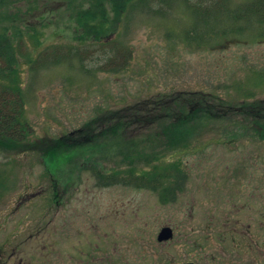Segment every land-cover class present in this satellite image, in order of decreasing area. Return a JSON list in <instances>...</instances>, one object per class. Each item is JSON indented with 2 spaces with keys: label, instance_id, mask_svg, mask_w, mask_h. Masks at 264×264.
Listing matches in <instances>:
<instances>
[{
  "label": "rangeland",
  "instance_id": "1",
  "mask_svg": "<svg viewBox=\"0 0 264 264\" xmlns=\"http://www.w3.org/2000/svg\"><path fill=\"white\" fill-rule=\"evenodd\" d=\"M18 1L0 0V9L23 30L19 37L9 32L15 59L0 43V72L9 74L6 68L17 61L10 78H18L21 94L13 86L2 93L10 83L0 76V108L10 117L23 100L30 138L67 135L106 109L165 94L202 92L234 106L264 99V26L206 15L207 1L134 5L115 33L96 37L84 34L76 21L82 0ZM8 24L0 19V37ZM4 131L17 134L0 117ZM187 139L138 163L146 171L182 165L187 179L175 201L163 203L149 183L99 186L87 162L106 157L92 151L66 150L50 158L0 152V207L11 205L26 185L46 189L53 176L70 180L52 235L58 254H87L89 242L103 239L91 254L158 257L146 258V264H264V141L241 116L214 122ZM120 159L113 152L103 160L105 168L114 171ZM165 225L174 230L166 243L157 240Z\"/></svg>",
  "mask_w": 264,
  "mask_h": 264
},
{
  "label": "trees",
  "instance_id": "2",
  "mask_svg": "<svg viewBox=\"0 0 264 264\" xmlns=\"http://www.w3.org/2000/svg\"><path fill=\"white\" fill-rule=\"evenodd\" d=\"M164 1L114 0L107 3L105 0H82L75 17L77 23H82L80 28L84 34L90 37L100 34L108 35L111 31L112 34L117 31L120 22L118 20L131 6L145 7L151 3L157 5ZM184 1L190 2V0ZM206 1L209 3V8L204 7V11L208 12L206 15L218 13L214 15L218 17L217 19L228 16L233 17L235 21H256L264 26V0H243L239 2V5H236L234 0H202V3ZM217 3L219 5L214 6ZM233 4L235 7L232 9ZM111 6L112 9L109 10ZM1 18L8 20L9 24L5 26L6 30L0 37V43L2 42L4 51L8 52L7 55L15 59L14 47L9 38L11 31L17 37L22 36V27L16 23L15 16L5 12L4 7L0 9ZM80 34V39L83 40ZM11 63L6 68L9 74L3 75L4 71L0 72V76L10 83V87H6L7 90H3L2 93L10 92L13 86L12 88L16 89L14 91L20 95L21 87L18 78L15 76L12 80L10 78V73L16 72L17 61L14 60ZM23 103V100L18 102L20 105L18 112L10 117L0 108V117H3L17 131V134H13L16 137L5 131L0 134V152H35L44 158H50L65 153L66 150L80 153L92 151L104 156L103 158L106 157L104 161L109 159L113 152H117L121 155V159L120 164L113 169L114 171L105 168L106 162L103 160L93 158L87 162L92 175L98 180V185L123 184L145 187L144 184L149 183L152 190H159L156 192L163 203L176 200L181 187L186 182V172L180 163H168L163 169L152 165L150 170L146 171L138 164L142 160L158 156L162 150L167 152L180 141H185L187 144V138L192 137L198 129L209 127L214 122L227 120L232 116L248 119L255 136L264 141V99L234 106L226 104L219 97L202 92L165 94L154 99H143L118 109H106L79 129L57 138L29 137L31 127L28 122L22 120ZM181 129L192 133H183ZM21 131L25 132V136L19 133ZM147 148L157 150L149 154L144 151ZM125 169L129 171L124 172ZM165 176L169 179L164 178Z\"/></svg>",
  "mask_w": 264,
  "mask_h": 264
},
{
  "label": "flooded vegetation",
  "instance_id": "3",
  "mask_svg": "<svg viewBox=\"0 0 264 264\" xmlns=\"http://www.w3.org/2000/svg\"><path fill=\"white\" fill-rule=\"evenodd\" d=\"M60 182L64 183V190L61 189ZM69 193L70 180L64 182L51 176L46 189L26 185L25 191L21 192L11 205L0 207V264H146V258H158L155 256L91 254L94 248H99L104 244L103 239H99L97 243L94 240L93 244L89 242L91 246L87 254H58L56 247L53 246L52 235L57 231L55 222L66 195ZM43 195H46L44 198L47 201L43 199ZM37 200H41L40 204ZM32 203L34 206L27 208ZM26 209L28 212H22ZM91 227L98 230L97 223H92ZM164 227L172 229L173 237L166 241H159L158 234L157 240L166 243L174 238V230L169 225L163 226L161 230ZM150 263L196 264L191 260L163 262L157 259Z\"/></svg>",
  "mask_w": 264,
  "mask_h": 264
},
{
  "label": "water",
  "instance_id": "4",
  "mask_svg": "<svg viewBox=\"0 0 264 264\" xmlns=\"http://www.w3.org/2000/svg\"><path fill=\"white\" fill-rule=\"evenodd\" d=\"M173 237V231L170 227H164L159 233L158 240L166 241ZM175 264H193V263H175Z\"/></svg>",
  "mask_w": 264,
  "mask_h": 264
}]
</instances>
